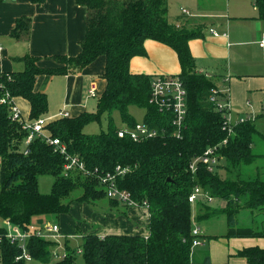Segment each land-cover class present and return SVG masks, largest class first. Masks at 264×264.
Returning a JSON list of instances; mask_svg holds the SVG:
<instances>
[{
    "label": "trees",
    "instance_id": "trees-1",
    "mask_svg": "<svg viewBox=\"0 0 264 264\" xmlns=\"http://www.w3.org/2000/svg\"><path fill=\"white\" fill-rule=\"evenodd\" d=\"M43 5L46 0H30ZM87 9L85 39L78 55L50 56L60 65L40 67L43 57L26 54L14 60L22 69L3 71L0 67V98L9 92L12 97L29 101L28 120L47 117L48 96L37 90L36 83L43 76L44 83L54 75L77 73L97 57H106L102 77L105 90L99 95L97 111H84L76 116H59L49 119L44 131L59 137L68 153L78 155L90 173L74 170L64 173L65 155L56 150L41 134L26 146L29 134L23 121L13 118L8 104L0 102V218L9 219L24 229L31 224L43 225L49 215L70 214L74 201L101 208L117 215L129 217L128 203L107 195L100 177L114 173L118 165L130 170L117 179L120 189L130 191L132 198L149 213L148 234L108 233L82 235L78 248L71 237L64 236L66 256L54 260L53 249L58 242L40 236L29 241V250L39 264H195L192 259L195 223L225 214L228 223L224 237H264V169L257 163L263 153L256 150L264 140L257 120L264 114L246 116L228 124L216 100H226L217 80L196 69L189 41L202 37L203 30L183 26L177 22L181 16H170L169 0H77ZM258 19L264 20V0H255ZM32 18L21 16L10 35L18 41L31 38ZM153 39L172 47L179 58V76L187 90V114L181 134H174L177 126L170 112H162L150 102L154 75L135 73L130 64L134 56L146 55L145 41ZM216 90V93H214ZM214 100L212 97H215ZM138 106L146 110L142 121L130 111ZM118 111L122 124L116 125L113 114ZM109 117L107 130L85 132L89 123ZM140 122L158 128L157 136L136 141L130 135L119 136L122 126L134 128ZM231 129V131H230ZM226 140V143L224 142ZM25 144V145H24ZM220 164L214 171L199 163L195 172L190 168L195 157L215 147ZM256 169L252 170V166ZM226 170L225 175L220 172ZM54 177L51 191L40 190V176ZM196 185L212 197L222 200L225 207H216L208 198L190 202ZM81 194L73 197V192ZM104 205V206H103ZM193 205L198 208L195 212ZM252 214L253 224L240 218L241 212ZM195 222V223H194ZM204 237V235H202ZM201 235L199 236V238ZM218 239L220 235H207ZM81 250L79 252L78 250ZM17 249L5 250L0 264L15 263ZM250 264H264V247L250 246L237 252ZM203 264H211L206 255Z\"/></svg>",
    "mask_w": 264,
    "mask_h": 264
},
{
    "label": "crops",
    "instance_id": "crops-1",
    "mask_svg": "<svg viewBox=\"0 0 264 264\" xmlns=\"http://www.w3.org/2000/svg\"><path fill=\"white\" fill-rule=\"evenodd\" d=\"M251 4V0H179L176 11L171 6L169 10L170 16H181L177 20L179 24L203 30L202 37L189 41L196 69L217 80L221 91L226 95L223 99H229L232 104L231 116L234 122L246 116L264 114V46L260 45L264 34V20L256 18L258 11L254 3L253 6ZM21 16L32 18L29 41H18L10 35L17 18ZM86 22L87 9L78 4L77 0H46L43 5L34 4L30 0H0L1 69H22L24 66H19L23 64L14 59L26 54L42 56L38 62L40 67L59 66L50 56L78 55L86 35ZM145 49L146 55L132 58V72L155 76L174 75L181 71L178 55L169 45L147 39ZM105 66L106 57L100 55L77 73L54 75L45 83L43 76H40L36 89L46 92L48 102L53 101V96L54 99H59L55 107L48 109L47 117L52 119L63 113L76 116L88 111L92 84H95V95L98 97L105 90L106 80L102 77ZM14 102L22 116L28 119L31 110L29 101L23 97H15ZM256 122L264 133V116ZM85 208L88 211L86 214L93 219L114 224V227L108 224L104 229L98 228L99 231L92 230L85 224L83 229H91L89 233L102 236L110 232L148 234L149 213L144 207H130L129 217L112 212L100 215L92 213L86 206ZM71 209L74 210L72 207ZM198 210L197 208L196 213ZM243 212L246 213L244 218L248 220L244 221L253 224L252 214L247 210L241 212L240 218ZM61 216L62 235L77 238L78 232L73 230L68 221L69 214ZM73 226L77 228L78 225L73 222ZM207 235L201 233L200 240L207 242L209 249L202 257L194 259L198 264H203L206 255H210L211 264H250L246 258L238 256L237 252L250 246L264 247V237L227 238L220 235L223 237L209 239Z\"/></svg>",
    "mask_w": 264,
    "mask_h": 264
},
{
    "label": "built area",
    "instance_id": "built-area-1",
    "mask_svg": "<svg viewBox=\"0 0 264 264\" xmlns=\"http://www.w3.org/2000/svg\"><path fill=\"white\" fill-rule=\"evenodd\" d=\"M186 12V10H184ZM260 45L264 46V34ZM1 88V87H0ZM95 84H92L90 93L92 95L96 94ZM216 93V90H214ZM215 96V95H214ZM14 98L9 95V92L6 93L0 98V102L9 105V109L13 115V118L19 121H23V128L29 130V134L25 139V152H28L26 146L34 139L36 134L43 135L47 142L54 145L55 149L60 151L65 155L66 163L64 165V174L69 176L72 171L79 170L85 173H90L87 170V167L84 161L78 155H71L68 153L67 145L59 137H51L44 131V125L48 122L50 118L40 117L36 121H30L22 116L20 109L16 106ZM215 97H212L214 100ZM217 109L222 110L226 117V122L228 124L236 123L233 121L231 112L232 104L229 99L226 100H216ZM150 102L158 107L162 112H170L173 119L172 122L177 126V129L174 130V134L180 135L182 125L186 118L187 114V90L179 76H174L171 74H160L155 75L152 80V93ZM68 113H63L62 116H68ZM243 120V119H241ZM238 122V121H237ZM231 131V129H230ZM160 133L158 128H151L145 123L140 122L134 128H129L122 126L118 130V134L121 137L125 135H130L134 140H144L146 138H151L157 136ZM226 143V140L224 141ZM217 146L209 147L204 154L195 157L190 164V168L193 172L198 168L199 163H204L207 165L209 170L214 171L217 165L220 164V157L216 154ZM130 170L129 167H123L118 165L114 173L107 172L100 177L102 183L106 186L107 195L110 198L119 200L122 203H128L131 207H144L140 206L137 201L132 198L130 191L127 189H120L118 187L117 179L119 176H123ZM202 198H208L212 200V197L205 192L200 185H196L194 191L191 193L189 200L193 204ZM147 209V208H146ZM148 210V209H147ZM2 219V218H1ZM2 224H0V262L4 261L5 250L7 248L14 246L17 249V254L14 256L15 263L23 264H35L37 260L34 258L32 253L29 250V241L33 236H40L47 239L53 237V240L59 243V233L60 225L56 222H45L43 225L31 224L29 228L24 229L21 226L13 223L9 219H2ZM193 234L196 238L193 241V245H198L201 243L199 236L201 235V230L199 226H194ZM57 236L58 240L55 238ZM81 252V250H78ZM54 260H59L66 256L64 251L63 243H59L53 249ZM37 264V263H36Z\"/></svg>",
    "mask_w": 264,
    "mask_h": 264
},
{
    "label": "rangeland",
    "instance_id": "rangeland-1",
    "mask_svg": "<svg viewBox=\"0 0 264 264\" xmlns=\"http://www.w3.org/2000/svg\"><path fill=\"white\" fill-rule=\"evenodd\" d=\"M254 1L255 0H251L252 6H253ZM178 3H179V0H169V5L171 6V9H174L175 11L178 8ZM19 67H23V65L20 64ZM97 97H98L97 95H92L91 97L88 98L87 110L89 112H96L97 111V106H96L97 105L96 104ZM58 103H59V99H54V96H53V101L49 102V110H50V108L52 109L53 107H55V105H57ZM130 111L139 121L143 120V117H144L145 112H146V110L144 108L134 106V105L132 107H130ZM56 112H58V111H56ZM113 117H114V121H115L116 125L119 126L120 124H122L121 116H120L118 111L114 112ZM108 125H109V117L107 115H104L101 117L100 121L95 120V121L89 123L88 125H86L84 130L87 133H98V132H101L103 130H107ZM256 150H257V152L264 154V140L258 141ZM257 163L264 164V157L258 158ZM257 163H255V165L252 166V170H254V168L256 169ZM0 165H1V157H0ZM261 169H264L263 165H262ZM220 172L225 175L226 170L221 169ZM53 180H54V177L51 175L40 176V190L43 193H49L51 191ZM0 188H1V177H0ZM80 194H81V189L74 191L72 196L76 197ZM203 199L204 198H202V200ZM209 201H210V203H212L213 206H216V207H218V206L225 207V205H226V203L223 202L222 200H214L213 199V200H209ZM71 205H72L71 207L74 208V210L72 211V209H71L68 221L72 224L71 227L73 228V230H76L78 232L77 238L71 237V244L73 247L78 248L79 244L81 243L80 241H82V238H81L82 235L89 233L90 232L89 230H91V229L92 230H97L98 228L104 229L105 227L108 226V224H110V222H107V223L102 222L100 219H97V220L93 219V217L91 215L86 214V213H88V211L85 208V206L88 207L92 213H99L100 215L107 214L108 213L107 210L103 209L105 206L103 205L104 207L101 208L102 201L98 205H95V204L90 205V203H87V202L80 203V202L74 201ZM193 207L195 208V212H196V209H197L196 206L193 205ZM244 214H246V213H244V212L242 213L241 219L247 220L246 218H244ZM61 217L57 216V215H49L46 218H47L48 222H51V223L56 222L59 225L63 226V224H62L63 220ZM73 222L74 223L76 222V224L78 225L77 228L73 226ZM2 223H3L2 219L0 218V224H2ZM85 224L89 225L91 227V229H89V230L83 229ZM98 224H99V226H97ZM38 225L41 226V224H38ZM198 225H200L201 233L203 232V234H205V235H207V234L224 235L228 229V223H227V218H226L225 214H219L216 216H212L211 218L205 219L201 223L196 222L195 226H198ZM110 226L114 227V224H110ZM99 229L97 231H99ZM100 231H102V230H100ZM58 236H59L58 238L60 240L59 243H63L64 242V235H62L61 230H60V233ZM48 238L53 239V237H51V236L49 237V235H48ZM55 238L58 240L57 236H55ZM59 243H58V245H59ZM208 249H209V245L204 240H203V242L201 241L200 244L195 245L193 247V254H192L193 261H194V259L202 257L204 252ZM36 263L39 264V261H37ZM194 263L198 264L197 262H194ZM80 264H82L81 260H80Z\"/></svg>",
    "mask_w": 264,
    "mask_h": 264
}]
</instances>
